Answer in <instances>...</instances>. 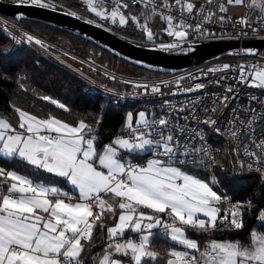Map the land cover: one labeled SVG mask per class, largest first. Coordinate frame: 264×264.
<instances>
[{
    "label": "built area",
    "instance_id": "obj_1",
    "mask_svg": "<svg viewBox=\"0 0 264 264\" xmlns=\"http://www.w3.org/2000/svg\"><path fill=\"white\" fill-rule=\"evenodd\" d=\"M80 1L90 20L106 27V24L127 26L129 16L124 10L130 4L145 9L166 25V39L155 41L152 36L150 43H143L177 47V52L193 50L196 44L211 39L264 38V12L247 0H203L196 7L190 4L186 7L179 0ZM0 32L12 38L16 47L40 52L49 63L79 80L86 91L108 99L117 107L136 106L148 112L144 122L126 123L112 135V141L125 138L132 146H142L134 151L136 157L125 162L120 173L110 175L112 182L120 181L132 188V170L152 159L198 166L210 174L219 193V216L211 229L242 226L254 216L253 205L259 207L258 218L264 221V200L257 197L256 191L244 202L220 184L221 178L247 177L258 178L264 184V49L252 55V48L239 47L179 72L136 77L100 66L1 14ZM178 32L186 38L175 39ZM12 133L24 131L15 129ZM40 135L51 143L62 141L56 131L45 129ZM82 137L84 146L95 147L101 134L89 130ZM112 141L105 143L104 149ZM102 197L104 193L92 195L88 202L96 206ZM0 198L13 200L15 193L0 187ZM49 198L68 202L78 199L60 192L49 193ZM166 221L168 227L176 225L170 218ZM136 236L133 238L138 240ZM123 238L120 233L107 236L102 246L120 244ZM215 253L201 247L192 253L170 251L171 259L180 264H199L202 255L213 257ZM59 257L62 262L77 264L75 258Z\"/></svg>",
    "mask_w": 264,
    "mask_h": 264
},
{
    "label": "trees",
    "instance_id": "obj_2",
    "mask_svg": "<svg viewBox=\"0 0 264 264\" xmlns=\"http://www.w3.org/2000/svg\"><path fill=\"white\" fill-rule=\"evenodd\" d=\"M50 1L86 16V8H83L78 0ZM179 1L196 7L203 0ZM247 1L264 12V0ZM46 4L54 7L52 3ZM124 12L129 16V24L126 27L106 25L113 31L143 45H150L143 43L144 41L151 42L145 34L147 28L153 32L155 41L166 39L164 30L166 25L152 13L132 4ZM20 23L111 71L136 77L166 75V73L148 70L128 62L69 31L29 19H22ZM137 111L138 107L136 106L117 107L108 99L86 91L79 80L49 63L40 52L24 46L16 47L12 38L0 32V116H6L14 128H20L18 112H24L39 119L56 118L72 126L84 123L89 130H96L101 134L95 145L99 156L105 151L104 144L111 142L112 135L127 123L128 113L131 112L135 116ZM136 156L137 154H134L132 158ZM0 166L6 170L13 169L26 173L33 178V181L57 182L67 187L65 180L56 175L44 171H31L27 162L17 156L11 159L0 156ZM182 169L189 172L197 170L195 167ZM202 173L208 174L204 170ZM1 184L7 185V182L0 178ZM220 184L240 201L247 202L248 196L255 191L257 197L264 200V184H261L258 178H221ZM253 208L254 216L247 219V222L240 227L224 226L214 230L188 228L185 229L186 235L197 240L201 248L207 247L212 239L236 241L241 246H249L253 242L255 232H264V221L258 220L260 209L255 205ZM95 213L99 221L93 229L90 240L84 244L82 259H86L92 251L95 252L103 248L102 244L107 238L108 229L116 220L118 212L113 217L109 213L99 216L96 210ZM146 250L147 254L140 264H169L171 250L189 252L184 246L176 244L160 232L154 234Z\"/></svg>",
    "mask_w": 264,
    "mask_h": 264
},
{
    "label": "rangeland",
    "instance_id": "obj_3",
    "mask_svg": "<svg viewBox=\"0 0 264 264\" xmlns=\"http://www.w3.org/2000/svg\"><path fill=\"white\" fill-rule=\"evenodd\" d=\"M14 1H32L43 5L46 3H52L54 7L65 8L64 6L50 0ZM78 1L82 4L80 0ZM185 6L187 7L188 5L185 3ZM82 7L84 8L83 4ZM74 13L81 15L77 12ZM87 14L86 11V16H81L89 18L90 15L88 14V17ZM124 27L126 26L120 28ZM27 29L31 30L29 28ZM145 34L148 40L154 36L149 28H147ZM183 38H186V36L181 32H178L175 36V39L180 40ZM62 46L65 47L64 45ZM147 116L148 112L144 109L138 110L135 116L129 112L127 123L132 124V122H144L147 119ZM35 120L44 123L42 121L43 119L36 118ZM75 127V135H73V138L65 135L62 137V141L58 143H51L42 138L40 135L42 130L40 132H30L27 130L26 134L28 133V135L23 136L22 138L20 137V140L25 138V140L28 141L29 151L26 157L29 162L34 165L32 169L33 171L39 170L55 175V171H59L63 176L59 173L57 176L66 178V181L70 185H73L74 189H77L76 191L79 193V198L73 203V208L80 210V212L82 211L83 216L84 214L86 216L88 212L90 213L88 220L84 222H90L89 225L85 224L88 226L87 229L89 232L92 230V224L96 220L94 217L95 210L98 214H102L107 210V213H109L111 217L115 216L118 212L116 220L108 229L107 236H115L120 233L122 236L126 237L128 231H133L138 235H140L139 232L141 230L149 232L150 228L160 227L159 224L160 222H163L162 219L165 214L169 215L180 229H182L183 225H190L193 222H197V224L200 225L207 224L210 227L216 224L219 216V193L210 174L202 173L203 170L201 169V171L198 166L195 169L199 171L194 170L193 172H189L182 168L191 166H181L152 159L148 161L145 166L132 170L131 173L134 186L132 188H127L120 181L115 183L112 182L110 180V175L113 173H120L124 168L128 153L130 155L135 150L142 148V146H132L125 138L114 139L110 147L105 149V151L98 156L95 147H87L83 144L82 133L89 131V128H87L84 123H80ZM4 136L10 137L12 135L4 133L3 137ZM14 138L18 137L14 136ZM0 139L1 143H4L3 146H6L5 150H9V142L6 141L8 139L1 137ZM145 145L148 147V142ZM1 153L3 152L1 151ZM17 155L20 156L21 152ZM96 156H98L97 160H95ZM18 187L13 186L15 190H19ZM50 187L55 193L60 192L62 194H68L67 192L60 190L58 185ZM102 193L106 194L104 196L106 199L103 200L100 198L98 201L99 204L96 206H93L88 202V199L92 195L99 196ZM65 201L66 200L62 202H68ZM71 206V203H68V205L65 204L64 208ZM258 220L260 221L259 218ZM92 232L90 233V238ZM64 234L66 233L64 232ZM256 234L257 233H255V235ZM80 241L81 237L79 236L71 242L70 248L73 251H76L75 255L78 254L77 252L79 251V248L77 245L80 244ZM62 242L64 244L66 243L64 241ZM209 244H211V242ZM138 245L139 244L136 243L131 235L126 238V241H124L120 247L112 245L111 247L106 248L105 254L112 256L121 253V255L127 256L125 252L128 251V255L132 256L131 264H140L142 250H145V246L141 244L139 245L138 250H135V247ZM123 247L125 248L124 251L121 249ZM214 248L215 247L212 246L211 250ZM96 256L98 255L95 254L93 259H91V262H94L93 264H98V262L95 263ZM257 257L258 251L256 249L253 258L257 259ZM75 259L77 260V258ZM219 261L220 256L215 257L213 260L210 257H205L202 258L201 264H220ZM82 262L79 263L83 264ZM105 263L108 264V261ZM110 264L119 263L111 262ZM221 264L229 263L225 262Z\"/></svg>",
    "mask_w": 264,
    "mask_h": 264
},
{
    "label": "crops",
    "instance_id": "obj_4",
    "mask_svg": "<svg viewBox=\"0 0 264 264\" xmlns=\"http://www.w3.org/2000/svg\"><path fill=\"white\" fill-rule=\"evenodd\" d=\"M18 116L20 119L19 130H23V134H13L12 132L17 128H14L11 125L6 116H0V137L8 139L6 141L9 142V150L6 151V146L4 147V143H1L0 141V156L6 159H11L14 156H17L27 162L31 170L34 165L31 164L26 157L29 151L28 141L25 140V138L20 140V137L22 138L23 136L28 135V133L26 134L27 130L30 132H40L41 130L50 129L58 132L62 137L66 135L73 138V135H75V126L56 118L41 119L44 122L42 123L35 120V117L34 119L32 116L28 114L26 115V113L24 114V112H18ZM4 133L11 134L12 136L3 137ZM14 136H17L18 138H14ZM1 151L3 153H1ZM19 152H21L20 156L17 155ZM134 154L135 152H132L130 155L128 153L126 161L132 158V155ZM97 159L98 156H96L95 160ZM55 173L56 176L58 173L63 176L59 171H55ZM0 178H3L7 182V185L1 184L0 187L15 193V199L13 200L0 198V264H68L67 261L62 262L59 255H62L65 258H77V264H81L79 262L82 261L83 264H93L94 262H91V259H93L95 254L98 255L96 256L97 258H95V263L98 262V264H106L105 262L107 261L108 264L111 262L131 264L132 256L128 255V251L125 252L127 256H123L121 253L110 256L109 254H105V249L112 245L120 247L124 241H126V238L131 235H137L139 236V239H134L136 243L145 246V250H142L141 255L142 259L140 262H142L147 254L146 249L148 244L152 240L154 234L160 232L176 244L184 246L186 250L189 251L184 252L192 253L196 248L200 247V245L197 240L191 239L186 235L185 229L209 230L212 228L207 224L200 225L197 224V222H193L190 225L187 224L189 227L183 226L182 229L178 228L177 224L168 227L166 218L171 219V217L166 214L163 216V222H160L159 224L160 227L150 228L149 232L141 230L139 232L140 235L133 231H128V234H126V237L121 240L120 244H112L109 247H103L95 252L92 251L86 259H82L84 244L90 240V233L94 229L96 223H98L99 219L98 217H95L96 220L92 224L93 228L89 232L87 225H89L90 222L84 223L89 218V212L86 216L85 214L83 216L82 211L80 212V210L73 208V203L75 201L64 203L62 202L64 201L63 199L53 200L49 198V193L53 192L50 186L54 185H58L63 192H67L69 195L79 198V193L76 191L77 189H74L73 185H70L66 181V178H62L67 185V187H64L61 183L57 182L45 183L43 181H33V178L26 173L18 172L13 169L6 170L1 166ZM13 186H20L18 187L19 190H15ZM105 195L106 194L104 193V196ZM101 199L105 200L106 197H102ZM68 203H71L72 206L64 208L65 204L68 205ZM219 205L220 200L218 199V207ZM104 214H107V210L98 215L100 216ZM171 221L173 222L172 219ZM64 232L66 234H64ZM255 233L257 234L255 235ZM255 233L253 234V242L249 246H241L236 241L212 239L210 240L211 244H209V242L207 247L204 248L211 249L212 246L215 247L213 249V251L216 252L215 256L210 258L213 260L215 257L220 256V264L225 262H228L229 264H264V232L258 231ZM66 236L71 237V239H67ZM79 236L81 237L80 244L77 245L79 251L77 252L78 254L75 255L76 251H73L70 248V245L71 242H73V239ZM62 241L66 243L64 244ZM139 245L135 247V250H138ZM17 248L19 250H17ZM125 248L123 247L121 249L124 251ZM256 249L258 251L257 259L253 258ZM205 257L207 258L208 256H201L199 264L202 263V258Z\"/></svg>",
    "mask_w": 264,
    "mask_h": 264
},
{
    "label": "water",
    "instance_id": "obj_5",
    "mask_svg": "<svg viewBox=\"0 0 264 264\" xmlns=\"http://www.w3.org/2000/svg\"><path fill=\"white\" fill-rule=\"evenodd\" d=\"M0 14L20 21L29 19L69 31L140 67L162 73H175L201 63L217 54L239 47L252 48V55L264 49V38L211 39L196 44L193 50L177 52V47L143 45L104 25L68 9L32 1L0 0ZM169 264H178L171 259Z\"/></svg>",
    "mask_w": 264,
    "mask_h": 264
}]
</instances>
